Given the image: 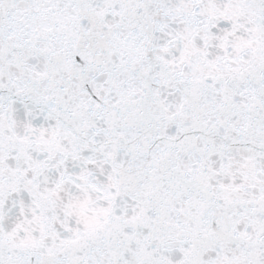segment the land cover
<instances>
[{"label": "snow or ice", "instance_id": "snow-or-ice-1", "mask_svg": "<svg viewBox=\"0 0 264 264\" xmlns=\"http://www.w3.org/2000/svg\"><path fill=\"white\" fill-rule=\"evenodd\" d=\"M0 264H264V0H0Z\"/></svg>", "mask_w": 264, "mask_h": 264}]
</instances>
